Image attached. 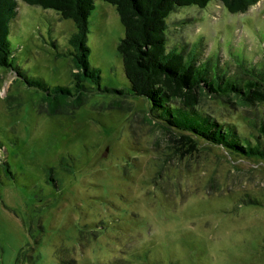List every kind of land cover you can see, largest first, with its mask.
<instances>
[{"label":"rangeland","instance_id":"1","mask_svg":"<svg viewBox=\"0 0 264 264\" xmlns=\"http://www.w3.org/2000/svg\"><path fill=\"white\" fill-rule=\"evenodd\" d=\"M94 4L90 63L103 85L127 87L119 13ZM167 21L170 44L201 40L232 70L264 66V0L243 13L181 6ZM75 30L57 9L18 1L9 37L22 73L0 65V264H264V158L175 144L138 95L96 92L47 111L24 75L70 84ZM200 110L261 135L264 149V102L205 96Z\"/></svg>","mask_w":264,"mask_h":264},{"label":"trees","instance_id":"2","mask_svg":"<svg viewBox=\"0 0 264 264\" xmlns=\"http://www.w3.org/2000/svg\"><path fill=\"white\" fill-rule=\"evenodd\" d=\"M18 1L0 0V65L20 74L9 37L11 23L17 18ZM22 1L55 8L76 24V30L69 37L72 46L69 53L75 67L70 84L50 86L40 77L23 74L27 85L42 92L50 114L77 109L96 92L115 93L120 95L119 99L126 94L138 95L148 102L149 121L163 127L175 144L190 142V148H195L201 140L232 154L264 158L261 135L253 136V140L240 136L232 125L216 121L200 110L205 96L235 99L246 106L264 102L263 64L238 59L239 64L232 70L229 63L222 64L217 53L205 52L201 40L170 44L169 15L181 6H205L211 0H104L116 6L124 26L118 50L128 86L122 88L103 85L101 69L89 60V18L95 0ZM218 1L231 12L243 13L259 0ZM259 130L263 136L264 122Z\"/></svg>","mask_w":264,"mask_h":264},{"label":"water","instance_id":"3","mask_svg":"<svg viewBox=\"0 0 264 264\" xmlns=\"http://www.w3.org/2000/svg\"><path fill=\"white\" fill-rule=\"evenodd\" d=\"M155 121V120H154ZM156 122V121H155ZM159 125V124H158Z\"/></svg>","mask_w":264,"mask_h":264}]
</instances>
